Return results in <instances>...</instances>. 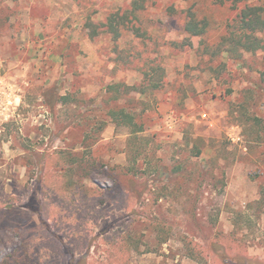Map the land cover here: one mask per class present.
<instances>
[{"label": "rangeland", "instance_id": "374dc122", "mask_svg": "<svg viewBox=\"0 0 264 264\" xmlns=\"http://www.w3.org/2000/svg\"><path fill=\"white\" fill-rule=\"evenodd\" d=\"M134 1L0 0V264H197L182 237L226 264H264V144L252 141H264V51L214 59L204 44L218 32L179 46L167 9L186 3L144 0L149 37L127 32L117 57L102 24ZM208 1L216 21L234 14ZM128 50L153 57L164 85L113 102L107 85L144 82ZM117 106L144 124L138 139L106 115Z\"/></svg>", "mask_w": 264, "mask_h": 264}, {"label": "trees", "instance_id": "16d2710c", "mask_svg": "<svg viewBox=\"0 0 264 264\" xmlns=\"http://www.w3.org/2000/svg\"><path fill=\"white\" fill-rule=\"evenodd\" d=\"M178 1L185 2L186 8L177 11L174 6H170L167 9V13L170 16L178 15L180 17L181 32L187 36L184 40L176 42L179 43V46L189 47L191 42L188 39L198 37L208 40L214 37V32H218L214 44H204L205 53L214 59L222 54H226L228 59L240 61L241 57L246 54L254 55L264 51V0H259L258 4H254L252 2L253 0H209V5L218 8L226 7L227 10L233 11L234 14L222 22L216 21L210 12L201 9L200 5L202 4L200 0ZM143 2L144 0L134 1L131 8L111 15L102 24V27L105 28L102 30V33H108L112 36L114 41L113 51L117 57L121 54L119 52L120 41L123 36L127 35V32H132L137 39H143L144 36L149 37L148 32L143 31L141 27V15L145 10ZM97 35L95 30L91 33L92 38ZM128 56L130 57H128L129 61L136 58L140 61L139 71L142 73L144 82L137 86H126L121 83L107 85L104 88V92L112 95L110 101H119L122 96L131 92L139 94L140 97H147L163 88L165 70L161 65H153V62L155 63L153 57L144 56L141 52H135L134 50H128ZM123 91L125 94L122 95ZM54 97L55 101L53 105L55 103L64 104L67 100L66 96H59L58 94H54ZM106 115L116 127L127 128L129 135H134V139H138L137 135L144 131V124L139 122L137 114L127 110L124 106H117L112 109L107 108ZM105 126V124L99 126L98 130L100 129V132H103ZM97 141L95 139L93 144ZM252 141L256 144H264V141L261 139ZM59 162L57 161V163ZM61 188H64L66 191L72 190L74 188V182L66 179L65 183L61 185ZM77 188L75 186V189ZM259 194L260 198L256 204L258 205L259 211L263 210L262 213H264V186L260 189ZM157 226L158 224L154 221V227L156 228ZM159 238L160 236H158V240L162 243L164 240ZM182 238L186 250L184 255L197 264H226L224 261L215 260V257H211L209 253H206L207 251L204 252L203 249H199L197 244L189 238ZM138 243L137 238L129 235L122 236L116 245L121 249L120 253L128 255L131 247H134V250L138 249Z\"/></svg>", "mask_w": 264, "mask_h": 264}]
</instances>
